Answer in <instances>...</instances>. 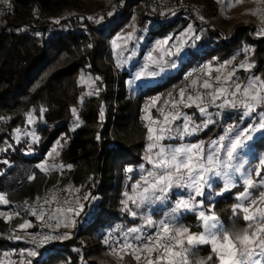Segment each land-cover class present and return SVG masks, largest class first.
<instances>
[{
    "label": "trees",
    "instance_id": "1",
    "mask_svg": "<svg viewBox=\"0 0 264 264\" xmlns=\"http://www.w3.org/2000/svg\"><path fill=\"white\" fill-rule=\"evenodd\" d=\"M193 1L202 6L207 17L195 20L203 29L199 40L174 69L143 80L132 100L126 98L128 74L114 78L103 66L107 41L127 24L133 8L138 10L140 21H147L154 29L149 40L182 30L187 21L153 9L148 0H116L112 15L100 22H80L69 16L54 23L51 16L71 7V0H10L9 12H0V194L9 201L32 196L42 182L38 166L61 136L67 138V145L59 155L60 162L73 169L74 184L92 176V184L97 185L92 198L83 201L65 243L38 246L30 264H111L103 255L105 230H114L119 224L126 235L130 227L141 225L139 218L131 219L121 210L119 185L125 166L135 168L142 163L139 151L144 143L127 147L110 134L130 128L135 122V104L156 95L162 97L180 86L183 72L200 60L224 62L233 58L232 80L240 84L253 77L264 79V38L255 39L250 27L243 25L234 26L228 34L216 30L212 25L216 1ZM243 46L247 47V58L241 55ZM241 64L252 67L236 69ZM194 119L199 120L197 114ZM219 131L211 125L187 141L211 140ZM251 146L254 153L264 151V132ZM137 181L138 175L130 180L133 184ZM241 192L237 186L213 200L204 196L202 203L211 207L225 227L243 229L246 222L239 212H233L235 195ZM153 214L162 215L157 210ZM174 223L190 233L202 231L194 213L182 214ZM6 227L0 222V233L6 232ZM21 246L0 237V254ZM209 256L213 258L207 264H216L207 244L188 252L190 264Z\"/></svg>",
    "mask_w": 264,
    "mask_h": 264
},
{
    "label": "rangeland",
    "instance_id": "2",
    "mask_svg": "<svg viewBox=\"0 0 264 264\" xmlns=\"http://www.w3.org/2000/svg\"><path fill=\"white\" fill-rule=\"evenodd\" d=\"M73 5L67 9L61 11L59 15L51 16V20L54 23L59 22L61 19L69 16H73L79 19L80 22H94L99 20L100 17H104L111 13L113 6L116 4V0H71ZM192 4L196 5L202 13L200 17H207L203 12V8L197 2L193 0H188ZM217 4V15L212 20V25L216 30H220L221 32L230 33L234 26H248L251 29V33L255 39L264 38V33L261 32L264 29V1L262 0H215ZM110 2V8L106 7V3ZM10 0H7V3L4 0H0V12H9L10 9ZM91 18V19H90ZM255 22L256 24L250 22ZM82 27L85 26L80 24ZM189 26H191V30H189ZM151 25L147 21H140L138 10L133 8L131 12V16L127 24H125L118 32H116L108 41L107 48L104 53L103 58V66L106 70L109 71L112 77H119L121 73L126 72L128 74V78L124 81L126 98L128 100H132L135 96L140 83L143 80L151 79L153 76H145L144 78L137 79V74L141 70L147 71H159L156 66L151 65V61L148 60V56L151 53L152 57L159 58L163 56L165 61H169L168 64H162L164 70L171 68L174 69L180 62V59L177 60L176 66L171 67L170 62L172 60H176L175 56L168 57L164 55L166 49L171 48L174 44H178L180 40H184L186 43L184 44V50L181 55L186 56V52L190 46L196 43L203 29H200L194 24L187 25L184 29L177 32H170L164 37H154L149 40L151 35ZM129 33H131V39H127ZM198 37V39H197ZM122 38V39H120ZM167 40V44L163 42ZM115 41V44L113 43ZM174 50V49H173ZM238 54V53H237ZM236 54V55H237ZM241 55L244 58L248 57L247 47L243 46L241 50ZM233 58L219 62L216 59L206 61L207 69L210 76V83L216 85V76L221 77V81H223L224 77H226L229 73H232ZM242 69L240 66H237L236 69ZM163 70V71H164ZM156 76V75H155ZM235 83V80H230L225 84V86H229ZM248 83V82H247ZM245 84H241V86H245ZM179 87V86H178ZM177 87V88H178ZM176 88L169 90L175 91ZM166 92L162 97L153 96L151 98H146L142 101H139L138 104H135V122L129 127H125L124 129H116L111 134V137L115 140L117 139L124 146H130L131 144L137 143L139 141H143V148L139 151V156L142 160V163L135 168L131 166H125L123 169V174L121 177L119 190L121 191V210L124 211L127 216L131 219L139 218L141 221V225H134L131 228H146L148 227L145 224V218L150 217L153 221H160L162 219H171L172 216H175L174 221L179 218L182 214L186 213H194L198 217V213L200 211L208 212L207 210L211 209L210 206L206 208L204 204H200L202 202V198L205 196L207 200H213L221 196L222 194L229 192L240 186L243 193L245 191V179H247V173L249 164L255 166L258 163V157L264 154V151L254 153L251 149V145L262 132H257L253 135L252 140L248 141V147L241 154V160L247 161L244 163L243 168L240 173H236L232 176L230 186L226 188V180L223 177L216 176L213 177L209 183L211 187L205 186L203 191L204 195L195 196V193L186 187H173L166 194H164L165 198L162 200H154L152 203L144 204L140 207H137L133 204L125 193L132 195L133 186L137 183H131L130 180L133 176L138 175V181H140L141 176L145 175L147 170L152 166L145 160V155L147 152L148 144L150 143L148 136V128L152 127L153 129H157L159 127L158 123H154V121L163 122V115L159 111L160 109L164 110L165 100H166ZM158 98V99H157ZM155 103L153 104V101ZM220 101H217L219 104ZM203 106V105H202ZM179 111L181 114V118L174 120L171 124L172 129L174 130L170 135L173 137L172 139H177L179 141L178 144L170 143L166 145L180 146L185 144H198L203 143L205 152L208 150L209 144L217 140L221 135L224 134L225 129L230 125H239L241 128L247 127L249 124L256 123L260 118L261 114L264 113V105H257L256 110L249 117H245L243 121H241V114L243 109L240 108H224L219 109L216 106L207 107L208 113L212 114V119L214 123L208 124L207 127H202L201 130L196 131L191 135H186L181 139L175 132V129L183 127L184 124V115L186 114L188 117H191L193 124L200 125L206 119L207 116L202 115L199 112L198 107L193 104L191 107H185L183 104H178L176 108H172V106L164 112L167 114L168 112L175 113ZM218 113V114H217ZM197 114L199 120L196 121L194 119V115ZM171 119V117H170ZM213 126V130H220L217 133V136L211 140L200 141L198 143H190L189 139L194 136H197L202 131L206 130L209 126ZM21 135V133L19 134ZM165 139L163 141L167 142ZM165 144V143H164ZM67 145V138L61 136L56 142L53 143L49 151L47 152L44 160L38 166V171L41 177V185L32 196H24L21 199L9 201L5 198L8 203H0V222L6 224V232L0 233V237L10 239L13 242H18L22 244L20 248L16 249H8L2 250L0 254V264H29L31 262L27 253L28 251H35L38 247L37 245L32 244L30 236L34 230L32 222L28 219V214L25 212V204L32 200L35 195L45 186L52 184L58 173L63 174L64 179L69 181L68 193L73 195L72 200L68 203L64 209L57 213L56 215V228L53 233V236L60 237L59 239H53L49 243L56 244L62 246L65 241L69 238V232L72 230L75 219L77 216V212L80 214L83 209V201H86L87 198H92L91 193L92 190H95L97 185L91 184V177H86L81 183L74 184L73 182V169L69 166H64L60 162L59 155L65 149ZM131 168L132 171L128 172L126 169ZM264 170H261V176L256 177L253 175V179L257 182L261 178H264ZM130 185V188L127 189V186ZM216 188V189H215ZM264 190L261 187H256L249 189L252 195H256L259 191ZM219 193V194H218ZM235 195L237 199V204L243 203L247 206V201H241L238 199L240 194ZM2 195V194H0ZM157 195H161L157 193ZM195 196V201L198 203L195 211H187L181 210L179 213L173 214L172 209L175 207L178 200H186L189 196ZM236 204V205H237ZM259 207L264 208V204H260ZM73 209L74 211L69 212L67 209ZM157 210L162 213L160 217H156L153 214V211ZM252 210L250 209V212ZM132 212H135L136 215L133 216ZM240 216L243 219L244 213L237 210ZM244 220V219H243ZM30 223V227L21 229L19 226L24 224L25 222ZM58 221V222H57ZM173 221V222H174ZM245 221V220H244ZM246 222V227L248 225V221ZM154 228V227H149ZM228 228V227H226ZM128 229V230H129ZM231 230H238L234 227L228 228ZM126 231L127 234L124 235L121 226L118 224L114 230L107 229L105 230V237L103 239V245L106 248V251L103 253L105 260L107 263L111 264H136L135 259L132 255H126L120 251L122 245L125 243L126 239L128 242H135L132 240V236L136 234H131ZM203 231V228H202ZM201 231V232H202ZM67 235V238H63ZM81 242L80 239H78ZM48 243V244H49ZM205 245V244H202ZM209 245V244H207ZM41 246V245H39ZM200 246V245H199ZM211 247V245H209ZM23 253V254H22ZM155 254L153 253V257ZM123 257V258H121ZM141 264H146V261L142 258Z\"/></svg>",
    "mask_w": 264,
    "mask_h": 264
},
{
    "label": "snow or ice",
    "instance_id": "3",
    "mask_svg": "<svg viewBox=\"0 0 264 264\" xmlns=\"http://www.w3.org/2000/svg\"><path fill=\"white\" fill-rule=\"evenodd\" d=\"M4 2L7 3V0H4ZM109 15H112V13H109ZM102 20L103 17H100L97 22ZM189 30H191V26H189ZM261 32L264 33V29ZM127 39H131V33H129ZM113 43L115 44V41ZM163 43L167 44L168 42L165 40ZM185 43L184 40H180L178 44H174L171 48L165 50L164 55L177 58L170 62L171 67H175L177 60L182 58L181 54ZM148 60L159 71L164 70L161 67L162 64L169 63V61L163 59V56L154 58L151 53ZM240 67L247 69L251 68L252 65L241 64ZM157 74V71H147L145 69L141 70L136 78L141 79L146 75L155 76ZM233 75L234 73H229L223 81H221L220 76H216L215 86L208 80H204L199 85L207 90L203 95L198 92L189 94L185 100V90L181 89L179 100L165 101V104L171 103L172 108H176L178 104H183L185 107H191L195 104L199 112L208 117L202 124L196 125L193 124L191 117L185 114L182 129H175L176 134L181 139L201 130L202 127H207L210 123H214L211 118L212 114L207 111L208 106L215 105L219 109H243L241 114V121H243L245 117L251 116L257 105H264V79L253 77L243 87L239 82L226 87L225 84L232 79ZM196 85L197 80H192V86L195 87ZM205 96L208 97L207 105L204 104ZM217 101H220V103L217 104ZM72 111L75 115L76 109ZM159 111L163 115V122L154 121V123L159 124V127L157 129L148 128L150 143L148 144L145 160L152 167L133 186L132 195L125 193L128 199L137 207L146 203L150 204L154 200L164 199V194L173 187L190 188L195 196L204 195V187H211L209 181L216 176L225 178L227 188L230 186L232 176L240 173L244 163H247V161L240 158L248 147V141L252 140L255 133L264 131V113H262L261 118L256 123L249 124L247 127L228 126L223 135L209 144L207 152H205L202 142L180 146L166 145L163 141L173 138L170 135L174 131L171 124L174 120L180 119L181 114L179 111L175 113L168 112L167 114L164 113L163 109ZM31 122L30 117L29 123ZM97 139H99V136ZM261 170H264V154L258 157V163L255 166L249 164L247 179H245V191L238 197L241 201H247V206L241 203L233 208L234 214L237 210L244 213L243 219L248 221L247 227L239 230L228 229L210 209L207 213L205 211L198 213V219L201 221L203 228V231L199 233H190L188 228L176 225L173 222L174 215L171 219L160 221H153L150 217H146L145 224L148 227H154L155 232L145 233L142 228L129 229V233L136 234L132 236V240L135 242H128L126 239L120 251L126 255H132L136 264H141L142 258L146 261V264H190L189 250L202 244H209L216 258V264H264V208L259 207L260 204H264V190L259 191L256 195H252L249 191V189L256 187L264 189V178H261L259 182L252 178L253 175L260 177ZM126 171L130 172L132 169L128 168ZM157 193L161 195H157ZM195 196L190 195L186 200H178L172 209V213H179L182 209L195 211L198 206ZM0 203H8L3 195H0ZM45 203H48V201L46 200ZM199 203L202 204V202ZM54 211L60 212L61 210L55 209ZM67 211L72 212L74 210L69 208ZM33 215H36L35 211H33ZM132 215L135 216L136 213L132 212ZM38 219H44L43 213L38 216ZM30 226V223L26 221L19 227L24 229ZM59 238L46 234L40 237V243H47ZM63 238H67V235L65 234ZM33 242H36V237H33ZM153 253H155L154 257ZM27 254L35 256L37 253L28 251ZM212 258V256H209L206 260L199 261L198 264H207Z\"/></svg>",
    "mask_w": 264,
    "mask_h": 264
},
{
    "label": "built area",
    "instance_id": "4",
    "mask_svg": "<svg viewBox=\"0 0 264 264\" xmlns=\"http://www.w3.org/2000/svg\"><path fill=\"white\" fill-rule=\"evenodd\" d=\"M150 7L159 11L170 12L171 14L177 16L181 20L187 21L189 24L195 25V20L197 17L202 16L201 10L188 0H148ZM106 7L110 8V2L106 3ZM250 21V20H249ZM252 22V21H250ZM256 24L255 22H252ZM229 33V32H228ZM191 73V75H189ZM192 80H197V85L192 86ZM204 80H210V76L207 69V62L205 60L197 61L193 68L185 70L182 74V82L175 91H170L166 95L165 101H172L173 99L179 100V92L181 89L185 90V100L189 94L200 93L204 94L207 90L201 88L199 85ZM208 97H204V104L207 105ZM171 103L164 105V112L171 107ZM215 105L208 106L213 107ZM91 177V184L92 179ZM93 185V184H92ZM69 181L64 179L63 174L58 173L55 181L43 187L35 197L25 204V212L31 218L34 230L30 236L31 242L34 245H47V243H40V237L46 234L53 233L56 228L55 209H60L61 211L64 207L70 203L73 195L68 193ZM48 203H45V201ZM33 211L36 215H33ZM43 213L44 219H38V216ZM54 217V218H53ZM155 228L146 227L143 229L145 233L155 232ZM33 237H36V242H33ZM138 243V242H137ZM155 254V253H154Z\"/></svg>",
    "mask_w": 264,
    "mask_h": 264
}]
</instances>
